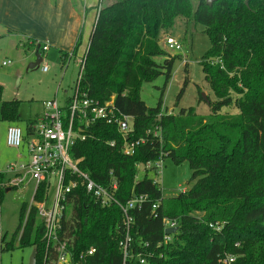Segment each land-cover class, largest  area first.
Returning <instances> with one entry per match:
<instances>
[{
    "label": "trees",
    "instance_id": "16d2710c",
    "mask_svg": "<svg viewBox=\"0 0 264 264\" xmlns=\"http://www.w3.org/2000/svg\"><path fill=\"white\" fill-rule=\"evenodd\" d=\"M178 18L202 24L210 38L201 61L214 95L206 97V115L196 114L194 107L178 113L162 108L179 55H170L160 41ZM83 53L81 87L100 103L112 99L131 116L123 134L116 125L97 121L69 149L73 159L82 158L80 168L93 181L116 183L114 197L121 204L144 197L140 208L128 211L132 257L125 264H141L138 253L146 260L142 264H264V0L210 5L198 0L195 7L191 0H99ZM156 56H164L163 61L156 62ZM160 75L165 82L158 106L147 108L141 87ZM187 82L186 77L178 98ZM2 94L0 85V119L19 121L20 100H3ZM224 107L236 112L222 113ZM30 133L27 127L25 140ZM140 138L132 154L122 152V146ZM165 158L186 161L192 171L191 187L171 197H163L159 180L148 177L149 170L158 171L155 162ZM8 179L0 172V183ZM6 189L0 187L1 202ZM43 194L41 186L35 201ZM164 219L177 227L169 241ZM61 227L59 239L73 255L95 248L84 264H122L124 214L113 203L102 206L84 185L68 194ZM43 232L36 206L25 199L18 225L10 236L4 231L0 250L31 247L36 264H56V243L47 247Z\"/></svg>",
    "mask_w": 264,
    "mask_h": 264
},
{
    "label": "built area",
    "instance_id": "2783aa9c",
    "mask_svg": "<svg viewBox=\"0 0 264 264\" xmlns=\"http://www.w3.org/2000/svg\"><path fill=\"white\" fill-rule=\"evenodd\" d=\"M167 51H178L181 44L170 35L165 36ZM48 45H43L46 50ZM74 56L72 50L61 56V64L65 69L67 63ZM84 53L77 58V73L71 86V91L62 103L55 96L51 100L43 103L44 109L41 114L29 124L31 133L25 140L21 128L17 125H9L6 129V145L13 149H19L23 143L26 145V161H10L6 164L4 173L9 175V179L0 183V187H16L29 192V203L34 204L38 211V218L43 226V237L48 247L51 243H56L57 258L56 264H84L87 257L95 252L94 247L83 250L78 254L68 249L65 242L60 241L61 220L65 212V204L70 194L79 185H84L87 193L99 202L102 206L115 204L124 214V225L126 233L119 245L123 260L132 257L128 247L130 237L128 235L129 223L131 221L128 211L133 208H140L143 196L134 197L124 205L114 197L116 183L111 182L108 186L93 181L89 175L80 168L82 158L73 159L69 154V149L76 140H84L88 136V130L95 122L101 121L106 124L116 125L123 134L131 125V116L123 114L113 103L112 99L100 103L88 96L81 87L80 81L84 66ZM42 71L48 69L46 64H42ZM140 138L129 144L122 146V152L132 154L135 144L142 142ZM115 141H110L113 146ZM151 163H147L150 166ZM158 169L156 175L160 179L162 161L155 162ZM43 186V197L35 201V196L40 187ZM157 204L152 205L156 208ZM2 213V202L0 201V216ZM165 227H175L176 223L164 219ZM3 228L0 221V242ZM170 240V235H165V241ZM139 263L146 260L142 254H136ZM231 261L232 258H229Z\"/></svg>",
    "mask_w": 264,
    "mask_h": 264
},
{
    "label": "rangeland",
    "instance_id": "374dc122",
    "mask_svg": "<svg viewBox=\"0 0 264 264\" xmlns=\"http://www.w3.org/2000/svg\"><path fill=\"white\" fill-rule=\"evenodd\" d=\"M98 0H95L97 3ZM198 0H191L193 7ZM87 12L94 14V9L87 6ZM205 27L199 23L186 24L183 18H178L175 27L169 32V35L175 38L181 44L178 51H168L170 55L178 54L179 57L174 60L171 77L168 80L162 99V108H167L173 113H178L182 108L194 107L195 113L206 115L209 113V107L206 97L214 99V95L208 87L202 71V57L210 47V38L205 33ZM165 36L162 35L160 45L166 49ZM82 54L81 50L78 56ZM56 49H51L48 56L42 62L36 61L33 56H24L17 52L0 53V84L3 86L2 99H12L16 97L20 100L18 107V116L21 128L24 126V120L42 109V101H47L55 97V91L58 83L60 88L57 93V99L62 103L64 90L71 91V86L75 78V72L78 69L77 64L71 61L68 68L61 69L58 64ZM164 56H156L154 60L158 63L163 61ZM7 60H9L7 62ZM2 61H6L3 65ZM42 64H46L48 69L42 71ZM187 65V71L185 70ZM63 73V74H62ZM61 75L63 76L61 79ZM188 82L184 86L182 94L179 96L185 78ZM61 79V80H60ZM165 82L164 75H160L151 82L143 83L140 90V97L145 102L147 108H156L160 100V93ZM69 87V88H68ZM178 98V99H177ZM222 113H233L236 109L224 107ZM8 122L0 120V161L12 159L13 150L5 145L4 135H6V125ZM8 147V148H7ZM138 176L143 175V169H139ZM160 179L151 170L148 171V177L157 181L163 197H171L175 194L187 190L192 182H188L191 177V169L186 161L180 164L173 163L169 158L162 160ZM3 213L0 221L3 230L6 229L10 236L18 225V214L23 198L18 188L11 189L4 193ZM5 231V230H4ZM31 247L14 248L12 250H0V264H28Z\"/></svg>",
    "mask_w": 264,
    "mask_h": 264
},
{
    "label": "crops",
    "instance_id": "0c3cea01",
    "mask_svg": "<svg viewBox=\"0 0 264 264\" xmlns=\"http://www.w3.org/2000/svg\"><path fill=\"white\" fill-rule=\"evenodd\" d=\"M88 4L90 8L94 9V14L87 12ZM98 4L99 0L97 3H95V0H0V53H5L6 55L9 50H12V52L15 51L24 56L31 55L34 59L36 57V61L42 62L51 49H56L58 64L62 69L61 52L74 50V56L67 63L66 68H63L66 70L72 60L74 64H77L79 50L83 53L87 47L89 35L95 22ZM45 44L48 45V48L43 50L42 47ZM5 63L6 61L1 62L3 65ZM62 77L61 75V79ZM59 88L60 83H58L54 93L56 97ZM68 94V89H65L63 101ZM45 101H42V103ZM43 109L44 106H42L40 111L26 118L23 128L18 124L20 122L19 119V122H8L5 129L9 125H17L25 136L27 127L29 128V123L26 122L32 123ZM3 141H5V137ZM9 149L13 150L14 157L0 161L1 173H4L3 170L8 162L19 160V156L21 161H26L27 149L24 143L19 149L10 147ZM7 188L6 192H9L11 189L10 187ZM19 190L23 198L27 196L29 198L28 190ZM3 210L2 202V213ZM4 230L7 232L6 229Z\"/></svg>",
    "mask_w": 264,
    "mask_h": 264
},
{
    "label": "water",
    "instance_id": "95a60500",
    "mask_svg": "<svg viewBox=\"0 0 264 264\" xmlns=\"http://www.w3.org/2000/svg\"><path fill=\"white\" fill-rule=\"evenodd\" d=\"M205 1L208 5H210L214 0H205ZM245 3L247 4V2H245ZM175 231H177V227H168L165 229V234L168 235L170 233H174ZM35 253H36V251L33 249L31 254H30L28 264H36Z\"/></svg>",
    "mask_w": 264,
    "mask_h": 264
}]
</instances>
